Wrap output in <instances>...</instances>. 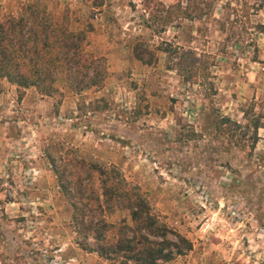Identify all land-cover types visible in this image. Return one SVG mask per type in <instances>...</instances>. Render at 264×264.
Masks as SVG:
<instances>
[{
    "label": "rangeland",
    "instance_id": "1",
    "mask_svg": "<svg viewBox=\"0 0 264 264\" xmlns=\"http://www.w3.org/2000/svg\"><path fill=\"white\" fill-rule=\"evenodd\" d=\"M39 1L70 30L90 25L85 50L104 79L72 91L59 71L57 91L19 99L0 79V264H107L68 233L59 184L76 158L116 168L190 241L161 264H264V0ZM113 210L110 222L127 214Z\"/></svg>",
    "mask_w": 264,
    "mask_h": 264
},
{
    "label": "trees",
    "instance_id": "2",
    "mask_svg": "<svg viewBox=\"0 0 264 264\" xmlns=\"http://www.w3.org/2000/svg\"><path fill=\"white\" fill-rule=\"evenodd\" d=\"M86 1L93 8L103 3ZM161 10L169 13L171 7ZM185 10H180L179 16L189 18ZM169 21L167 15L161 22ZM89 29L88 24L85 29L70 30L66 21L57 22L39 0H27L16 16L0 12V79L15 86L17 99L28 87L43 95L57 91L54 81L59 71L65 72L72 91L99 84L104 79L103 67L85 50ZM166 46L162 49L173 52V56L189 53ZM132 50L135 58L149 62L143 55L151 53L142 43L134 44ZM193 63H188L189 73L195 68ZM258 126L254 123L255 129ZM70 176L59 187L70 197L68 233L79 249L94 252L107 264H161L191 248L188 239L158 220L146 199L120 177L116 168L76 158ZM114 208L125 209L127 214L110 222L106 216Z\"/></svg>",
    "mask_w": 264,
    "mask_h": 264
}]
</instances>
